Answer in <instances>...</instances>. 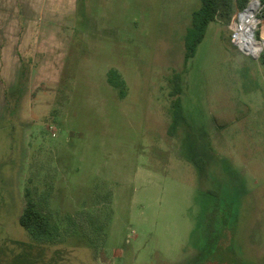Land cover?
<instances>
[{"label":"rangeland","instance_id":"obj_1","mask_svg":"<svg viewBox=\"0 0 264 264\" xmlns=\"http://www.w3.org/2000/svg\"><path fill=\"white\" fill-rule=\"evenodd\" d=\"M56 7L54 78L38 82L41 53L4 64L8 78L0 62V264H264L263 52L231 41L243 11L209 24L184 65L198 0ZM175 83L184 122L171 132ZM27 193L54 242L19 225Z\"/></svg>","mask_w":264,"mask_h":264},{"label":"trees","instance_id":"obj_2","mask_svg":"<svg viewBox=\"0 0 264 264\" xmlns=\"http://www.w3.org/2000/svg\"><path fill=\"white\" fill-rule=\"evenodd\" d=\"M199 7L191 14L190 24L186 29L183 45H184V65L192 59L196 53L198 45L203 41L209 24L220 23L221 25H229L233 20V16L237 12H242L246 9L249 0H198ZM255 3L256 0H251L250 3ZM260 2L259 18L264 20V0ZM258 7V6H257ZM263 42V40L261 41ZM264 46V43H261ZM264 51V50H263ZM262 51V52H263ZM258 61L264 67V53L260 54ZM22 67L24 66L22 62ZM107 80L109 84L120 90V97L125 96L124 81L116 70L108 72ZM176 83L178 77L175 78ZM175 83L174 89L171 92L172 100V121L170 130L175 131L180 124L184 122V116L180 98V88ZM27 195L25 207L18 219L19 225L24 228L32 238L43 243L54 242L58 234L56 228L51 224L49 218L43 215L37 208L36 202ZM220 222L225 223V218L220 216Z\"/></svg>","mask_w":264,"mask_h":264},{"label":"crops","instance_id":"obj_3","mask_svg":"<svg viewBox=\"0 0 264 264\" xmlns=\"http://www.w3.org/2000/svg\"><path fill=\"white\" fill-rule=\"evenodd\" d=\"M57 2L58 0H0V29L2 35L5 37L3 44H0V62L2 63V69L4 70V73L2 74L4 77H9L7 71L5 73L4 64L7 68L14 69L19 55L23 62H31L36 53H41L43 55V58L38 62L37 67L34 68L35 70L39 69L40 75L38 77V82L41 81L40 78H43V76L47 79L55 77L54 70L56 67L55 57L57 46L56 32L54 29L55 26H52L51 28L53 29L49 30L50 24L48 22L54 20L55 14L57 13ZM60 2L61 4L68 5L69 7L64 9H67L69 13H71L75 8L77 0H60ZM11 6L13 10H11ZM59 13H63L62 8L59 9L58 15ZM6 22H12L11 24L16 22L18 25L21 24L20 27L22 26L17 32L15 38V43L18 42L17 38L21 39L18 47L14 45L15 43L13 39L10 38L8 40L11 33L9 27L12 28V26L10 23L6 26ZM44 24H46V27ZM40 38L43 39L41 46L38 44ZM10 46L11 49L9 48V50L11 58L7 61L5 52ZM48 59H52L53 62Z\"/></svg>","mask_w":264,"mask_h":264},{"label":"bare ground","instance_id":"obj_4","mask_svg":"<svg viewBox=\"0 0 264 264\" xmlns=\"http://www.w3.org/2000/svg\"><path fill=\"white\" fill-rule=\"evenodd\" d=\"M257 6L253 2L249 4L246 11L240 14L238 27V35L250 50V53L255 55L260 54L264 50V46L255 41L253 36V31L256 27L253 21L256 15Z\"/></svg>","mask_w":264,"mask_h":264},{"label":"water","instance_id":"obj_5","mask_svg":"<svg viewBox=\"0 0 264 264\" xmlns=\"http://www.w3.org/2000/svg\"><path fill=\"white\" fill-rule=\"evenodd\" d=\"M257 1V5L259 6L260 5V2H259V0H256ZM247 9V8H246ZM246 9L244 10V11H246ZM243 11V12H244ZM242 14V13H241ZM241 50H242V52L243 53H245L246 55H252V56H254L252 53H250L249 52V50L247 49V48H241ZM263 53H264V51H263ZM259 56L260 55H257V56H255L256 58H259Z\"/></svg>","mask_w":264,"mask_h":264},{"label":"built area","instance_id":"obj_6","mask_svg":"<svg viewBox=\"0 0 264 264\" xmlns=\"http://www.w3.org/2000/svg\"><path fill=\"white\" fill-rule=\"evenodd\" d=\"M237 35H238V30L235 31V32L233 33L232 37H231V41H232V43H234L235 45H238V44H237Z\"/></svg>","mask_w":264,"mask_h":264}]
</instances>
